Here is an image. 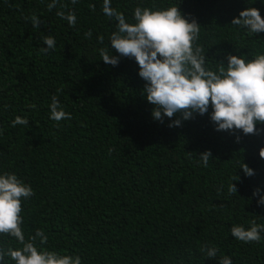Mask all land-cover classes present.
<instances>
[{
  "label": "trees",
  "instance_id": "16d2710c",
  "mask_svg": "<svg viewBox=\"0 0 264 264\" xmlns=\"http://www.w3.org/2000/svg\"><path fill=\"white\" fill-rule=\"evenodd\" d=\"M49 2L0 0V172L34 189L22 205L26 240L42 229L44 248L79 255L83 264H217L221 254L234 264H264V241L245 244L230 233L234 224H264L253 196L264 188V132H217L209 115L180 127L168 126L179 116L155 121L135 59L101 60V48L119 55L110 44L117 22L103 14V0H62L66 7L51 11ZM169 5L201 25L199 44L214 69L229 54L264 52V33L231 23L248 7L264 17L262 0H112L129 22L137 6ZM73 9L75 27L56 15ZM32 14L39 28L25 19ZM50 34L56 47L45 54ZM54 96L70 120L49 118ZM16 116L29 124L12 127ZM207 151L212 159L203 167L199 155ZM0 245L23 247L7 235ZM211 246L216 259L201 251Z\"/></svg>",
  "mask_w": 264,
  "mask_h": 264
},
{
  "label": "clouds",
  "instance_id": "9594fccd",
  "mask_svg": "<svg viewBox=\"0 0 264 264\" xmlns=\"http://www.w3.org/2000/svg\"><path fill=\"white\" fill-rule=\"evenodd\" d=\"M264 2V0H262ZM79 0H71L75 5ZM66 7L62 0H50L49 11ZM103 14L114 19L116 30L110 36L111 48L119 55L105 48L99 50L101 60L111 66H118L121 57L134 58L139 66L138 75L145 81L143 92L147 101L154 105L152 117L164 123L165 118L179 116L169 123V127H180L182 121L196 116L209 115L217 132L242 130L244 135L264 132V52L255 55L227 56V65L218 62L217 68L208 65L204 48L199 44L201 25L195 18L186 17L180 7L171 6L152 9L135 7L132 22L125 14L112 7V0H103ZM56 15L75 27L78 17L75 10L67 14L57 11ZM31 24L39 28L42 20L36 14L30 17ZM232 26L248 34L264 33V17L261 10L248 7L232 20ZM93 33H86L90 39ZM103 43V37H99ZM41 51L47 54L55 50L56 39L45 35ZM109 47V46H108ZM239 52V51H237ZM35 107V105L33 106ZM50 119L56 122L70 120L71 113L66 112L54 96L50 104ZM211 108V112L209 109ZM29 120L16 116L12 127L27 126ZM239 142L240 137H236ZM264 158V149L260 150ZM203 167L209 166L211 151L199 155ZM243 172L251 177L253 169L244 164ZM230 192H237L232 183ZM35 195L34 189L14 172H0V235L14 238L21 248H7L0 245V264H6L10 257L14 264H83L79 255L61 254L56 250L43 247L48 236L42 229L28 240L22 225L23 203ZM257 197V206L264 207V188L253 192ZM231 236L245 244L264 241V224L251 221L250 226L234 224ZM39 241V246L37 245ZM208 259H216L219 249L215 246L201 249ZM217 264H234L233 257L221 254Z\"/></svg>",
  "mask_w": 264,
  "mask_h": 264
}]
</instances>
